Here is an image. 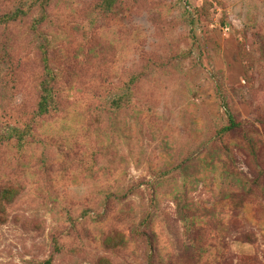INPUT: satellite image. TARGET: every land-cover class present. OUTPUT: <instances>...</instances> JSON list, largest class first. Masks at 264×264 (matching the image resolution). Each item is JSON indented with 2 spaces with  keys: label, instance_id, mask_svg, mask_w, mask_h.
I'll use <instances>...</instances> for the list:
<instances>
[{
  "label": "rangeland",
  "instance_id": "1",
  "mask_svg": "<svg viewBox=\"0 0 264 264\" xmlns=\"http://www.w3.org/2000/svg\"><path fill=\"white\" fill-rule=\"evenodd\" d=\"M41 16L0 29V132L29 124L45 42L61 108L0 149L19 191L0 264H264V0H52L33 33Z\"/></svg>",
  "mask_w": 264,
  "mask_h": 264
},
{
  "label": "trees",
  "instance_id": "2",
  "mask_svg": "<svg viewBox=\"0 0 264 264\" xmlns=\"http://www.w3.org/2000/svg\"><path fill=\"white\" fill-rule=\"evenodd\" d=\"M9 7H7L5 12L0 13V29L4 30L10 25H16L22 23L25 19L29 18L31 14L37 9L41 10V18L31 21L30 28L33 30V33H37V24H41L45 18V13L47 7H49L52 0H14ZM110 4V0H106V5ZM110 10V9H109ZM48 43L45 42L44 46H39V51L41 53L40 61L43 73L38 80V99L37 107L33 112L31 118H29V124H26L23 128H13L7 133L0 132V149L3 145L10 142H22L24 138L30 136V127L35 120H43L48 117L56 116L61 112L60 108V92L57 88V73L51 67V64L48 59ZM4 46V45H3ZM1 54H0V66L7 65L8 71L7 76L13 77L17 72V66L13 65L11 55L6 51L2 44H0ZM6 76V77H7ZM139 75L135 74L128 78V81L123 83L119 91L110 99L109 107L111 109H122L131 104V87L133 84L139 81ZM229 125L221 127L218 131L219 134L226 135L231 130L239 126L238 123L234 121L231 115H228ZM19 191L12 187H5L0 190V223L5 222L7 216L8 206L14 202L17 198ZM118 237L114 238L119 246L126 245V239L122 233L117 235ZM113 240V238H107V241ZM56 247L57 243H55ZM97 264H113L111 260L106 257H101L98 259Z\"/></svg>",
  "mask_w": 264,
  "mask_h": 264
}]
</instances>
